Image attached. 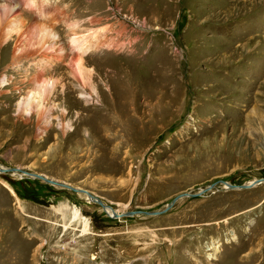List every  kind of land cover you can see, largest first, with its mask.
<instances>
[{
  "label": "rangeland",
  "instance_id": "obj_1",
  "mask_svg": "<svg viewBox=\"0 0 264 264\" xmlns=\"http://www.w3.org/2000/svg\"><path fill=\"white\" fill-rule=\"evenodd\" d=\"M44 1L40 15L8 0L24 30L16 40L0 23V47L11 40L0 72L13 45L20 70L38 60L51 41L40 27H51L57 51L42 78L53 71L75 89L59 85L45 122L35 103L19 117L31 83L22 94L0 85L1 167L86 189L121 212L264 178V0ZM75 34L93 47L71 46ZM222 184L160 215L115 218L84 193L0 171V264H264V183Z\"/></svg>",
  "mask_w": 264,
  "mask_h": 264
},
{
  "label": "bare ground",
  "instance_id": "obj_2",
  "mask_svg": "<svg viewBox=\"0 0 264 264\" xmlns=\"http://www.w3.org/2000/svg\"><path fill=\"white\" fill-rule=\"evenodd\" d=\"M12 1H15V0H12ZM17 1L20 4H21V2H23L25 5L28 6L30 11H32L33 13H37L38 12V13H40V15L42 14V10H43V7H44L43 2L45 3L44 0H17ZM248 1L250 3H252V4L253 3L255 4V2L258 1V0H248ZM249 2L247 3V5H252V4H249ZM242 3L245 4V2H242ZM40 7H42V9H40ZM17 8H18L17 6L11 5L8 2V0H0V23H5V25L8 24L6 32L4 33V36L7 35V37H9L8 35L10 33L13 34V32H14V33H16V40H19L20 39L19 37L21 36V34H22L23 30H24L23 29V27H24V18L22 16V14L17 12ZM16 12H17V14H16ZM11 13H12V16H10ZM1 27L3 28V26H1ZM40 29H41V32L43 34L42 36H45L47 38V41L48 40H51V41L48 44H47V42L44 43V45H43L44 48H42L43 50L45 49L44 52H43L42 49L39 48V50H41L42 52H40L41 54L38 57V60H35L30 66V67H33L34 70L31 69L30 67H25L23 70H20L22 68V62L24 61V59L22 58L24 54H23L22 50H20V49H18L16 47V45H13L12 60L8 63V65H6L7 69L5 68L6 69L5 73L0 72V85H2V87H5V88L6 87L9 88V87H14L16 85H20L18 87V89L20 90L19 94H22L23 91L26 90L27 87L29 86V84L31 83V85H33V89L29 90L25 94V96L22 97L20 102L17 104L18 105V110H19V117L21 118L22 114L30 113L31 109L33 108L32 104L35 103L39 107V109H41V111H42V119H43V121L46 122L48 120V118H49V116L47 114H48V111L50 110L48 107H46V106H48V105H46V103L50 102L52 99L53 100H57L59 98V96H60V93L58 92L59 85L61 84V87H63V88L67 87V88H65L63 90L64 91V95H66L67 90L69 88V85L72 88V92L75 89V87H74V85H72V83L71 84L65 83V82L62 83V79L60 77L59 78H54L53 77V71H52V73L51 72L49 73L50 74L49 77L42 78V75L45 72V70L47 68H49L53 64L54 60L52 59V57L54 56V52H56L57 50L54 47V41H53V38L56 37V34L53 31L54 28L52 29L51 27L42 26V27H40ZM86 35H88V34H86ZM86 35L85 34H83V35H77V34L73 35L72 38H71V43H72L71 46H73L74 48L76 47V48L80 49L82 52L86 53L90 48L93 47V41L90 40L88 38V36H86ZM10 41L11 40L4 41L3 42L4 44L0 47V49L2 47H5V46L9 45ZM1 43L2 42H0V44ZM20 45H21V43H20ZM30 46H33V45H30ZM244 47H245V45H244ZM21 48H22V46H21ZM71 49H72V47H71ZM34 54H35V52H34ZM78 61L79 60H77V62H76V61H74V59H71L70 62H69V66L71 67L75 77L77 79L81 80L82 77H84L83 76L84 73L80 70V66H79V62ZM77 65L79 66V68H77ZM83 65H84V63H83ZM11 70L13 72H17V74L20 75V79L21 78L22 79L19 82H15V81L10 82V78L8 76V72H10ZM83 79H85V78H83ZM86 80H87V78H86ZM83 86H85V85H83ZM60 126H61L62 130H64L65 128L69 127L70 125H69L68 122H66V123L61 122ZM7 168L8 167H1L0 166V171L2 172L3 169H7ZM26 172L35 173V172L26 171V170H24L22 168H20V170L14 171V173H18L20 175H25V176L29 175ZM29 176L30 177H34V176H31V175H29ZM34 178H36V177H34ZM227 182L228 181L221 180V182H218L217 184L224 183L225 186L226 185L228 186V187L226 186V188L232 189V187L230 186V184H232V183H227ZM253 182L254 181H252L250 183H247V184H251ZM224 184H222V185H224ZM216 185L214 186V188L216 187ZM212 188L213 187L211 185H209L208 187L204 188L203 190H200L199 191L201 193L200 195L205 193V191L211 190ZM77 189L80 190V189H83V188H77ZM81 193H83V192H81ZM186 193L192 194V192H186ZM186 193H182L183 196L181 198L186 197V196H191V195H187ZM84 194L87 195V199L89 201L90 200L94 201L93 199H91V197H89L90 194H88V193H84ZM94 196H96V195H94ZM94 202H96V201H94ZM104 203L106 204V207H102V206L101 207L104 209V211L110 217H115V213H118V214L122 213L121 211H118V210L114 209L111 205H109V203H107L105 201H104ZM135 215H139V213L138 214H133L132 216H135ZM115 218H122V217H115ZM72 220H73V222H76L77 224H82V229H81L82 230V234H87V232H89V226H90L89 225V221L87 220V218H84L82 212L79 211L77 208H75L73 210ZM209 256H211V255H209Z\"/></svg>",
  "mask_w": 264,
  "mask_h": 264
},
{
  "label": "water",
  "instance_id": "obj_3",
  "mask_svg": "<svg viewBox=\"0 0 264 264\" xmlns=\"http://www.w3.org/2000/svg\"><path fill=\"white\" fill-rule=\"evenodd\" d=\"M17 170H20V168H7V169H3L2 172H7V171H17ZM27 174L31 175V176H34V177H38L44 181H46L47 183H52V184H55V185H60V186H64V187H69L71 189H73L74 191H77V192H83V193H88L90 194L89 197H91V199H93L94 201H96L97 203H99L102 207H106V204L104 203V201L99 198L98 196H94L92 193H90L88 190H85V189H77L76 187H73V186H70V185H67L65 183H60L58 181H55L51 178H48L42 174H38V173H28L26 172ZM218 182H221V181H218ZM217 182V183H218ZM217 183H213L211 184L212 187H214ZM229 183V182H227ZM264 183V178L262 179H258V180H255L253 183L251 184H241V185H234V184H230V186L234 189L238 188V189H246V188H252V187H255L256 185H259V184H262ZM187 195H191V196H195V195H200L201 193L200 192H197V193H186ZM183 195H178L177 197H175L174 199H172L165 207V209L163 210H156V211H144V210H134V211H125V212H122L121 214H118V213H115V217H124V216H132L133 214H142V215H160L162 213H165L167 210H169L173 205L174 203L180 199Z\"/></svg>",
  "mask_w": 264,
  "mask_h": 264
}]
</instances>
